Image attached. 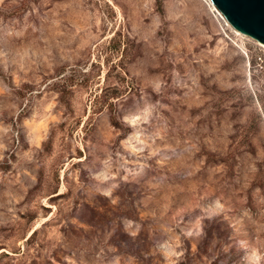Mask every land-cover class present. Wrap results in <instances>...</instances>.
I'll use <instances>...</instances> for the list:
<instances>
[{"label":"rangeland","instance_id":"1","mask_svg":"<svg viewBox=\"0 0 264 264\" xmlns=\"http://www.w3.org/2000/svg\"><path fill=\"white\" fill-rule=\"evenodd\" d=\"M0 264H264V45L210 0H0Z\"/></svg>","mask_w":264,"mask_h":264},{"label":"water","instance_id":"2","mask_svg":"<svg viewBox=\"0 0 264 264\" xmlns=\"http://www.w3.org/2000/svg\"><path fill=\"white\" fill-rule=\"evenodd\" d=\"M233 29L264 45V0H211Z\"/></svg>","mask_w":264,"mask_h":264},{"label":"bare ground","instance_id":"3","mask_svg":"<svg viewBox=\"0 0 264 264\" xmlns=\"http://www.w3.org/2000/svg\"><path fill=\"white\" fill-rule=\"evenodd\" d=\"M210 2H211V0H210ZM211 4H212V6H213V8L216 10V11H218V9L215 7V5L211 2ZM219 12V11H218ZM219 14H220V16L221 17H223V15L219 12ZM224 18V17H223ZM225 19V18H224ZM226 20V19H225ZM227 22V21H226ZM259 43V42H258ZM261 44V43H260ZM261 45H263V44H261Z\"/></svg>","mask_w":264,"mask_h":264}]
</instances>
